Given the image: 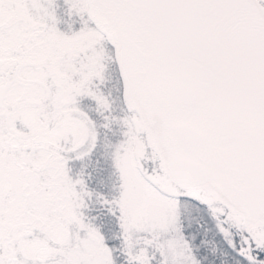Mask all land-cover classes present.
Here are the masks:
<instances>
[{
	"label": "snow or ice",
	"instance_id": "6c2138e0",
	"mask_svg": "<svg viewBox=\"0 0 264 264\" xmlns=\"http://www.w3.org/2000/svg\"><path fill=\"white\" fill-rule=\"evenodd\" d=\"M0 264H264V0H0Z\"/></svg>",
	"mask_w": 264,
	"mask_h": 264
}]
</instances>
